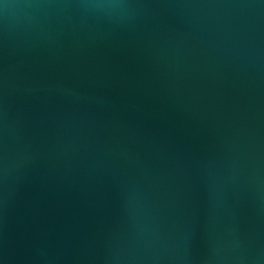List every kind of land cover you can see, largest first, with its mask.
<instances>
[{
  "label": "water",
  "instance_id": "water-1",
  "mask_svg": "<svg viewBox=\"0 0 264 264\" xmlns=\"http://www.w3.org/2000/svg\"><path fill=\"white\" fill-rule=\"evenodd\" d=\"M0 264H264V0H0Z\"/></svg>",
  "mask_w": 264,
  "mask_h": 264
}]
</instances>
